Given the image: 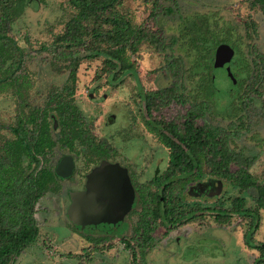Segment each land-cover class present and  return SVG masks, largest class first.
<instances>
[{
  "label": "trees",
  "instance_id": "trees-1",
  "mask_svg": "<svg viewBox=\"0 0 264 264\" xmlns=\"http://www.w3.org/2000/svg\"><path fill=\"white\" fill-rule=\"evenodd\" d=\"M44 1L0 0V44L14 52L3 78L11 85H18L16 75L21 70L24 56L22 48L10 36L11 25L28 6ZM122 1L67 0L73 14L62 31L53 35L48 52L53 61L63 63L71 77H75L81 60L101 59L100 73L113 87L121 81L123 74L133 75L128 55L135 54L138 46L145 43L163 54L161 69L171 80L170 86L152 93V96L162 106L170 102L189 103L181 116L180 128L172 122L163 123L160 128L155 123L152 127L168 150L167 162L162 172L158 169L154 172L146 186L133 185L132 195L123 209V214L136 215L129 241L141 247V261L136 262L133 254L130 264H145L144 255L154 244L152 233L157 226H163L166 234L206 215L219 226L234 216L248 220L243 243L248 250L257 252L252 264H264V242L253 239L259 223L258 212L264 210V186L258 184L249 172L255 156L237 151L234 143L238 133L235 124H244L254 104L258 103L264 116V55L254 45L255 23L245 22L240 33L217 13L194 11L179 15L175 34L166 37L162 30L133 28L127 16L119 12ZM151 1L150 19L156 25L158 13L165 10L162 4H174L175 0ZM245 2L248 8L259 11L264 21V0ZM220 47H226L231 54H218ZM217 58L231 62L233 68L230 72L233 86L227 89L228 105L222 116L226 122L224 127L207 124L204 119L206 114L215 115L211 88ZM73 92V86L51 92L44 108L21 114L15 126H2L21 144L28 164H9L0 175V264H12L27 248L37 243L35 205L46 192H56L54 173L50 168L37 169L38 157H44L46 150H52L56 144L67 149L74 159L81 155L86 164L107 158L113 152L105 141L96 140L91 134L73 104ZM139 97L146 100L145 114L148 115L147 96L139 94ZM49 118L57 126L56 138L50 134L53 124L50 126ZM198 120H202L200 125L196 124ZM203 174L214 180L205 185L203 194L217 196L221 183H225L237 189L238 195L226 207L182 206L175 191L190 179L197 181ZM243 194L251 197L254 208L244 207ZM188 195L200 196V193L192 190ZM132 198L137 211L130 206ZM86 239L93 244L103 240L100 237Z\"/></svg>",
  "mask_w": 264,
  "mask_h": 264
},
{
  "label": "rangeland",
  "instance_id": "rangeland-1",
  "mask_svg": "<svg viewBox=\"0 0 264 264\" xmlns=\"http://www.w3.org/2000/svg\"><path fill=\"white\" fill-rule=\"evenodd\" d=\"M162 7L165 10L158 13L160 16L157 15L156 25L150 19L151 0H123L119 12L127 16L133 28L143 27L156 32L162 30L166 37L175 34L179 15L194 11L217 13L240 33L243 32L244 23L252 21L256 26L255 48L264 55L263 17L256 9L248 8L245 0H175L174 4L163 3ZM72 14L73 10L67 0H45L42 4L28 6L12 23L10 36L17 46L22 48L24 54L23 65L16 75L18 85H11L3 79L14 52L8 46L0 44V175L9 164L23 166L20 158L25 154L21 144L6 128L14 126L21 114L43 106L49 93L73 86V103L84 117L86 125L90 126L91 134L96 140L104 139L114 148L115 154H112L110 161L122 164L126 171L121 175L117 173L116 178V183L123 185L121 188L123 187L126 197L134 185L129 170L132 171L134 180L141 185L150 179L149 169L154 165L159 166L160 172L165 169L168 150L159 141L157 134L152 132V122L159 125L172 122L180 128L181 116L189 103L170 102L162 106L159 105L158 99L152 96V93L170 86L171 80L161 69L164 66L163 54L155 52L145 43L138 46L135 54L128 55L133 75L123 74L120 76L121 81L113 87L107 83L105 75L100 73L101 59L81 60L75 77H71L63 63L51 59L48 50L53 35L62 31ZM213 69L211 91L215 101V115L206 114L204 119L207 124L224 127L226 122L222 116L228 105L227 89L233 86L232 77L228 73L232 72L233 68L229 61H216ZM143 93L146 94L149 105L147 116L144 115L139 97V94ZM89 94L91 98L88 97ZM111 115L116 117L112 124L109 123ZM201 123L202 120L196 122L198 125ZM238 124H235L238 129L234 140L236 150L255 156L249 172L258 184L264 186V116L258 103L250 108L244 124ZM138 139H142L144 145L138 150L141 155L137 158L141 159L134 161L130 155L133 154V148L140 147ZM126 148L129 160L123 157ZM67 160L66 158L65 165L68 167ZM75 162V175L78 180L96 164H86L81 155ZM128 164H131V167ZM135 164L138 165L137 168L134 167ZM233 169L234 167H231V170ZM112 172L113 170L109 171L110 174ZM190 180L175 191L179 203L184 207H226L238 195L237 189L221 183L218 195L209 197L203 193L205 185L214 181L212 178L203 174L197 181ZM79 182L81 183V180ZM192 190L199 192L200 196L189 197L188 193ZM129 197L130 195L128 199ZM242 197L245 200V208L255 207L248 194H243ZM59 200L57 195L50 198L45 194L37 201L34 215L38 229L37 243L27 248L12 264H77L81 251L86 250L90 243L85 237L99 235L96 230H74L63 217ZM123 202L127 205L126 201ZM133 203L132 198L130 206H133ZM94 208H89L91 218L97 209ZM110 210L112 209L107 211L104 218L107 219L104 223L108 225L114 222L111 221L114 213ZM258 214L259 223L253 238L256 242H264V210H260ZM76 216L82 218L79 212ZM124 224L118 234L110 235V241H104L105 244H113L112 250L93 255L87 264H128V256L120 252L122 241H118V238L128 239V227L131 229L134 224L129 221ZM247 225L248 220L234 216L219 226L212 217L206 215L166 234L163 226H157L152 235L155 241L153 250L149 253L146 264H252L257 252L248 250L242 240Z\"/></svg>",
  "mask_w": 264,
  "mask_h": 264
},
{
  "label": "flooded vegetation",
  "instance_id": "flooded-vegetation-1",
  "mask_svg": "<svg viewBox=\"0 0 264 264\" xmlns=\"http://www.w3.org/2000/svg\"><path fill=\"white\" fill-rule=\"evenodd\" d=\"M143 94L146 95L145 93H143ZM140 95H142V94H140ZM88 97L91 98V94H89ZM140 100L142 102V107L144 109V115L147 116L145 114V103H146V100H143L142 98H140ZM45 102H46V100H45ZM45 102L43 103L44 105L39 107V108H44L45 107ZM32 109H34V108H32ZM115 118L116 117L114 115H111L110 118H109V121H110L109 123L112 124L114 122ZM51 119L49 118V121L51 122L50 126H52V124H53V122H52L53 120H51ZM83 119H84V117H83ZM147 121H145V122H147ZM155 123L156 122H152V127L155 125ZM160 127H161V125L158 126V128H160ZM88 128L90 130V126H88ZM152 132H154L158 136V132L156 130L152 129ZM56 133H57V126L54 123L53 124V129L51 130V128H50V134L52 136H54V138H56ZM138 140L140 141V144H141L140 147L137 146V147L133 148V151H132L133 154L130 155V156H132V160H134V161L141 159V157L139 159L137 158L139 154L141 155V153L138 154V152H139L138 150L144 145L142 139H138ZM99 141H105V140L104 139H100ZM106 144L108 145L107 142H106ZM111 149L113 150V152H110L108 154L107 158H102V159L95 160V162H94V163H96L95 165L93 163H90V164H93L94 167L89 172H86L85 174H83V177L81 179H79V180H81V183L79 182L78 179H76V175H75V173H76V162H75V160L76 159H74L73 156H70L68 154L67 149L60 148L59 145L56 144L52 148V150H50V151L46 150V153H45L46 155H44V157H38L39 158V163H38L37 169L42 168V167L50 168V170L53 173L55 172V169L57 168L59 163L62 162V164H60L59 168H58L60 170V175H55L54 174L55 175V181H56V183H55L56 184V188H55L56 192H54L52 194L51 191H48V192H46V194L50 198L52 196H56V195H57L58 198H60L61 202L59 200V203H61V207L59 206V208H61V211L63 213V217L65 218L67 223L70 224V226L72 228H74V230H78V231H82V230L84 231L86 229L87 231L92 232V231L96 230V232L99 234L97 237L103 238V240L100 241L97 244H93V243L90 242L88 244V248H86V250L83 249L81 251V254H80L81 256H80V259L77 262V264H80L79 262H83V264L90 263L91 258H92L93 255H96V254L100 255L102 253L110 252L112 250V248L114 247L113 244L111 242L105 244L104 241L105 240L110 241V239H109L111 237L110 235L111 234H114V235L118 234V232H120L122 230L121 227L124 226L125 225L124 223H126L127 221L134 223L135 220H136V215H134L132 213H128V214L127 213H124V214L122 213L123 209L126 208V205H124L125 202H123V201L128 202V196L132 195V190L125 197L124 196L125 191H124L123 187L121 188V186H123V185H120V182H119V184L116 183L117 173H118V175H121V174H123L126 171H124L125 169L122 168V166H121L122 164H120L118 162L110 161V157L112 156V154L113 155L115 154L114 148L111 147ZM125 150L126 151H125L123 157H124V159H128L129 160L130 156L127 155V148ZM66 155H69L71 157L70 158L71 162H68V167L70 169V173L68 175L63 174V172H65L66 168H68L65 165V160H64V157H66ZM69 156H67V157H69ZM26 158H27L26 154L21 155L20 159L22 161L23 166H26L28 164L27 161H26ZM101 163L109 164L110 166H112L114 168H109V170H105L104 169L103 173H98V177L97 178H101L102 180H99V179L94 180V179H92L93 189L90 190L88 188L89 186L87 185L88 177H89V175L91 173H93V171H96V170L99 171V167H100ZM128 165L130 166L131 164H128ZM165 166H166V164H165ZM134 167L137 168L138 165L135 164ZM157 169L158 170L160 169L157 164L154 165L153 168H150L149 169L151 171L150 179L144 184L141 183L140 186H146L147 183L154 177V172ZM112 170H113V172H112V174H110L109 171H112ZM129 171H130L131 177L133 179V181H132L133 184L139 185L134 180V175H133L132 171L131 170H129ZM108 180H110L114 184V187H113L114 188V195H113L114 197H113V199L109 200L108 206H106L104 208H100L99 205H98L96 207L95 205L97 204L96 201H97V196H98L97 192L98 193L99 192H103V190L108 189V186H106L107 185L106 181H108ZM98 183H100V184H98ZM70 193H77V194H81V195H87L88 197H90L92 199V202H93L92 207L94 208V206H95L94 209L97 208L96 210H94L95 211L94 212L95 215L91 218L89 216L90 215V211H89L88 213L83 214L82 218L81 217H77V216L75 217L76 214L69 210V207L71 206V203H72L70 201V197H69ZM108 208L112 209L110 211L112 213H114V216H113V218L111 220V221L114 220V222L112 224H110V225L104 223L105 221H107V219H104V218L106 217L107 211L109 212ZM132 208L135 209V211H137L136 210V206H132ZM103 210H105V211H103ZM114 211L116 212V214H115ZM77 223L78 224L81 223V225H78ZM86 224L91 225V226H88ZM154 232H155V230L153 231V233ZM128 233H129L128 239L118 238V241H120V240L122 241L121 242L122 243L121 244L122 251H120V252H121V254H123V252L126 253L125 255L128 256V259H129L128 264H130V262L132 261V255L133 254L135 255L134 257H135L136 262H140L141 261V252H140L139 249L141 247H140L139 244H134L133 242L129 241V238L132 235V228L130 229L128 227ZM153 233H152V235H153ZM92 238H95V237H92ZM85 239H86V237H85ZM242 240H243V238H242ZM153 246H154V244H153ZM153 246L148 248V252L144 255V263L145 264L147 263V259H149L148 256H149V253L153 250ZM86 251H90L91 253H86Z\"/></svg>",
  "mask_w": 264,
  "mask_h": 264
},
{
  "label": "water",
  "instance_id": "water-1",
  "mask_svg": "<svg viewBox=\"0 0 264 264\" xmlns=\"http://www.w3.org/2000/svg\"><path fill=\"white\" fill-rule=\"evenodd\" d=\"M217 53H222V54H231L230 51L226 48V47H220L217 51ZM217 62L218 63H224V62H228L226 60H220L219 58H217ZM230 75V73H228ZM231 76V75H230ZM233 83V82H232ZM66 158L68 159V162H71V159L69 157H64V160H66ZM62 163H59V165ZM59 165L57 166V168L55 169L54 174L55 175H60V170ZM109 168H114L112 166H110L109 164H105V163H101L100 167H99V171H93V173H91L88 177V183L87 185L89 186L88 188L90 190L93 189V184H92V179L94 180H102L101 178H97L98 177V173H103L104 169L105 170H109ZM70 173V169L69 167L65 170V172H63V174L68 175ZM108 186V189L103 190V192H97V206L99 205L100 208H104L106 206H108L109 200L113 199V195H114V184L108 180L106 181ZM100 184V183H98ZM70 197V201L71 206L69 207V210L73 213H80V215L82 216L83 214H86L89 212V208L92 207V199L90 197H88L87 195H81V194H77V193H70L69 195ZM88 205V206H87ZM76 217V215H75Z\"/></svg>",
  "mask_w": 264,
  "mask_h": 264
}]
</instances>
